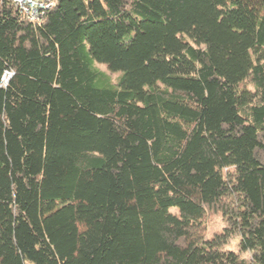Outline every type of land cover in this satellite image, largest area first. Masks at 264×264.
<instances>
[{"label":"trees","instance_id":"trees-1","mask_svg":"<svg viewBox=\"0 0 264 264\" xmlns=\"http://www.w3.org/2000/svg\"><path fill=\"white\" fill-rule=\"evenodd\" d=\"M52 3L0 0V264H264V0Z\"/></svg>","mask_w":264,"mask_h":264},{"label":"built area","instance_id":"built-area-1","mask_svg":"<svg viewBox=\"0 0 264 264\" xmlns=\"http://www.w3.org/2000/svg\"><path fill=\"white\" fill-rule=\"evenodd\" d=\"M17 6L31 21L37 22L53 6L52 0H8Z\"/></svg>","mask_w":264,"mask_h":264},{"label":"rangeland","instance_id":"rangeland-1","mask_svg":"<svg viewBox=\"0 0 264 264\" xmlns=\"http://www.w3.org/2000/svg\"><path fill=\"white\" fill-rule=\"evenodd\" d=\"M98 67L102 71L106 72L113 82H115L117 77L119 76V74L108 72L106 67L103 65H98ZM171 212L173 214H176L175 210H171ZM204 224L206 229L205 235L210 239L215 234H218L223 230V228L225 227V220L220 213H208L204 218ZM232 247L235 248V245H232Z\"/></svg>","mask_w":264,"mask_h":264}]
</instances>
